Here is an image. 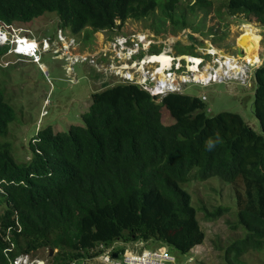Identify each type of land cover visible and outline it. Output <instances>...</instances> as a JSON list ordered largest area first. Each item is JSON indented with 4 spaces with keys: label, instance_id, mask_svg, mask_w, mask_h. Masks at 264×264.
I'll list each match as a JSON object with an SVG mask.
<instances>
[{
    "label": "trees",
    "instance_id": "16d2710c",
    "mask_svg": "<svg viewBox=\"0 0 264 264\" xmlns=\"http://www.w3.org/2000/svg\"><path fill=\"white\" fill-rule=\"evenodd\" d=\"M185 1L0 0V25L27 28L56 13L60 28L92 34L148 18L159 7L173 18ZM188 1L192 12L214 3ZM225 1L228 15L264 27V0ZM171 23L191 26L186 17ZM254 82L253 114L260 131L239 114L209 116L199 97L170 94L157 103L139 86L121 84L92 94L82 125L66 132L40 130L26 164L17 163L11 142L4 140L16 112L0 87V264L45 249L57 251L51 264H72L91 257L100 244L117 242L188 255L204 243L205 234L185 186L212 178L231 185L236 223L244 230L229 246L234 255L227 263L245 264L248 253L264 259V64ZM164 108L174 123H163ZM221 209L209 211L206 219L221 216Z\"/></svg>",
    "mask_w": 264,
    "mask_h": 264
},
{
    "label": "rangeland",
    "instance_id": "374dc122",
    "mask_svg": "<svg viewBox=\"0 0 264 264\" xmlns=\"http://www.w3.org/2000/svg\"><path fill=\"white\" fill-rule=\"evenodd\" d=\"M225 2V0H214L211 9H197L192 12L190 2L187 0L176 8L173 18L167 16L166 11L159 7L148 18L128 20L126 27L120 33L141 30L144 31L143 34L151 33L159 38L166 39L172 36L182 40L185 36H190L188 42L181 41L175 46L177 52L197 56L192 45L194 49L202 45L204 51L210 44L218 51L224 52L228 58H234L239 65L246 67L244 68L246 77L229 78L209 86L190 83L184 94L194 97L205 94L207 96L205 105L209 116L223 112L239 114L251 128L260 131L259 122L253 114L254 74L257 68L264 64V27L255 20L228 15ZM181 17H186L191 26L180 29V25L171 23V19L176 22ZM24 29L29 31L27 33L29 36L33 34L32 37L40 42L44 39L59 40L58 31L63 30L66 36L73 37L76 41V47L69 51L75 56L87 55L85 53H92L98 48V43L92 38V34L84 31V35L83 33L73 35L68 29L60 28L56 13L36 19L30 27ZM184 30L187 31L183 32ZM25 31L15 30V34H25ZM247 31H254L260 38L258 57L251 60H247L240 41V37ZM77 43L82 45L79 46ZM203 57L205 61L210 62V55ZM245 61L249 65H246ZM0 64L2 67L0 87L5 88L6 98L16 112V119L9 125L8 137L4 140L11 142L12 155L19 164L28 163L32 157L30 143L40 130L52 127L54 132H66L72 125H82V115L91 105L92 94L102 91L109 84L105 83L99 74L97 76L94 68L87 62L75 64L74 73L68 69L67 72L65 59L55 60L52 52L43 55L44 67L33 62L17 60V57L11 55L2 56ZM162 121L165 125L174 123L166 108L162 110ZM185 188L193 196V204L196 206L197 218L205 234V240L188 255H178L171 248H168L169 252L177 257L179 264H228L227 257L232 259L234 255L228 254L229 246L234 241L242 239L244 235V230L236 223L235 198L231 185L219 178H212L207 181L197 180ZM217 208L218 211L222 208V215L206 219V214ZM5 240L14 250L15 245L11 238L5 237ZM140 247L142 249L139 252L156 248L152 244ZM53 251V255L50 254L49 249L28 255L33 264H39L40 261L51 264L57 252ZM97 253L91 251V257ZM262 259L254 253H248L242 258L245 264H264ZM78 264L85 262L82 259ZM229 264L233 262L230 261Z\"/></svg>",
    "mask_w": 264,
    "mask_h": 264
},
{
    "label": "built area",
    "instance_id": "2783aa9c",
    "mask_svg": "<svg viewBox=\"0 0 264 264\" xmlns=\"http://www.w3.org/2000/svg\"><path fill=\"white\" fill-rule=\"evenodd\" d=\"M14 26L16 25H0V51L5 49L1 57L17 55L43 66V55L52 52L55 60L65 59L66 71L68 69L74 73L75 64L87 62L105 83H109L108 87L118 84L137 85L160 100L170 94L184 93L190 83L209 86L229 78L247 76L244 65V72H236V68L230 69L227 65L228 59L232 57L220 56L206 48L203 51L197 47V56L177 52L175 46L181 41L188 42L190 36H185V40H182L172 36L159 38L151 33L143 34L144 31L141 30L130 33H120L119 29H114L113 32L101 31L94 34L98 43L96 51L75 56L69 51L76 47V41L73 37L66 36L63 30L58 31L59 40L44 39L40 42L32 37L33 34L29 36V31ZM15 30L26 33L17 35ZM206 55L211 56L210 62L205 61L203 56ZM152 58L157 59L151 61ZM159 58L164 60L159 61ZM188 58L192 60L189 61ZM245 64L249 65L248 62ZM201 73L206 75L205 78L196 79ZM200 98L203 102L207 101L205 94ZM143 245V242L128 245L117 242L110 246L100 244L92 250L98 253L91 258H84L83 261L85 264H179L177 257L166 247L139 252ZM12 249L11 247L10 250ZM78 263L79 261H75L72 264ZM10 264H33V261L28 255H22Z\"/></svg>",
    "mask_w": 264,
    "mask_h": 264
},
{
    "label": "bare ground",
    "instance_id": "6f19581e",
    "mask_svg": "<svg viewBox=\"0 0 264 264\" xmlns=\"http://www.w3.org/2000/svg\"><path fill=\"white\" fill-rule=\"evenodd\" d=\"M258 36H256L254 31H247L245 32L244 35H242V37H240V41L242 43L241 47L245 51V56L247 60L255 59L258 57L259 47H260V38ZM206 49H208L210 52H213V53L218 52L221 54L220 50L218 51L214 46L210 44L208 45ZM156 59L157 58H152L151 61H155ZM188 59L192 60L190 58ZM158 60L161 61V60H164V58H159ZM227 65L229 66L230 69L236 68V72H238L239 70L240 72H244L243 66L239 65L238 62L234 58H229ZM205 76L206 75L204 73H201L196 76V79L205 78Z\"/></svg>",
    "mask_w": 264,
    "mask_h": 264
},
{
    "label": "clouds",
    "instance_id": "9594fccd",
    "mask_svg": "<svg viewBox=\"0 0 264 264\" xmlns=\"http://www.w3.org/2000/svg\"><path fill=\"white\" fill-rule=\"evenodd\" d=\"M248 23H250V22H248ZM126 27V23L121 27V28H119V31H122V29H124ZM102 31H106V30H102ZM97 32H101V31H97ZM108 32H113V31H108ZM83 33V35L85 34V32H82ZM96 32H93L92 33V38H94V34H95ZM194 46V45H193ZM200 47V45L198 46V48ZM193 50H197V48L196 49H193ZM196 54H198L197 52H195ZM190 56H192L191 54H189ZM13 56H17V55H13ZM12 56V57H13ZM18 58H19V56H17ZM0 59H1V56H0ZM19 59H21V61H29L30 62V60L29 59H22L21 57L19 58ZM44 66V65H43ZM98 76V75H97ZM98 79V78H97ZM100 80V79H99ZM118 85H121V84H118ZM123 85H131V84H123ZM115 86H117V85H115ZM115 86H113V87H115ZM137 86V85H136ZM106 88H112V87H108V86H105L104 87V89H106ZM141 88V87H140ZM142 89V88H141ZM143 90V89H142ZM147 92V91H146ZM149 93V92H148ZM150 94V93H149ZM182 94H184V93H182ZM151 95V94H150ZM185 95V94H184ZM152 96V95H151ZM167 97V96H166ZM154 98H156V100H157V103H160V102H162V100L164 99H162V100H160L158 97H154ZM200 98V97H199ZM214 147V144H213V142L211 141V140H209V141H207L206 142V148L207 149H209V150H211L212 148ZM5 237H8V236H5ZM10 248H11V246H10ZM13 250V249H12ZM9 251H11L10 249H9ZM22 255H28V254H21V255H19V256H17L16 258H18V257H20V256H22ZM29 256V255H28ZM16 258H14L12 261H10V263L12 262L13 263V261L16 259ZM41 262V261H40ZM40 262H38L39 264H40Z\"/></svg>",
    "mask_w": 264,
    "mask_h": 264
},
{
    "label": "water",
    "instance_id": "95a60500",
    "mask_svg": "<svg viewBox=\"0 0 264 264\" xmlns=\"http://www.w3.org/2000/svg\"><path fill=\"white\" fill-rule=\"evenodd\" d=\"M199 48L202 50L204 47L202 45H200ZM221 54H222V52H221ZM224 55H225V53L223 52V55H220V56H224ZM53 253H54V251L53 250H50V254L53 255ZM114 257L116 258L117 256H114ZM51 263H52V261H51ZM40 264H45V263L44 262H40Z\"/></svg>",
    "mask_w": 264,
    "mask_h": 264
}]
</instances>
